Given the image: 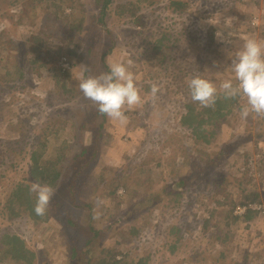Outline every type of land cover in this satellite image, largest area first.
Here are the masks:
<instances>
[{"label":"trees","instance_id":"trees-1","mask_svg":"<svg viewBox=\"0 0 264 264\" xmlns=\"http://www.w3.org/2000/svg\"><path fill=\"white\" fill-rule=\"evenodd\" d=\"M25 1L27 8L40 20L39 26L36 25L37 32L31 34L24 29L31 25L26 20L29 13L25 10ZM262 3L264 7V0ZM154 4L156 5L155 10L163 7L171 8L172 12L183 9L185 5L176 0H0V27L2 26L0 30V86L5 85L6 88H11L15 82L24 81L21 83V87H24V90L27 88L31 94V89L36 86L32 77L38 74L36 70L43 59L51 57L50 61L54 67L57 65L59 57H64L70 64L69 70L66 71L56 67V72L53 75L59 86L62 88L64 85V91L68 93L66 99H68L69 104L65 105L66 113L59 117V120L53 121L54 115L51 113L49 127H45L38 133L33 132L31 135L25 133L8 140L6 136L3 137V131L0 130V173L4 175V178L0 180V185L3 187L0 192V264H41L43 260H45V264H53V257L57 253L55 255L52 253L53 256L44 258L45 251L44 254L41 251L42 242L33 246L34 242L31 240L29 245L22 228L26 222L32 225L42 223V226L45 227L49 221L58 225L61 228L59 233L66 238V243L60 250L63 257L67 256L64 264H140L138 260L135 261L136 263L133 262L129 251L108 247L100 249L99 239L96 238L102 234V230L109 228L116 222L111 221L105 229L99 226L100 222L94 225L96 221L93 218L94 211L98 213V207H92L89 201L97 197L106 203L110 199L113 201L111 196L114 197L117 187L123 189L126 194L124 197H126L131 191L125 182L128 177L126 171L128 172V169L133 167L132 165L139 166L141 171L144 170L143 173L146 172V169L149 170L147 165L149 166L151 163L148 157L146 166H143V160L140 162L138 157L139 153H143L142 148L145 147V144H148L145 151L147 154L150 153L149 156L152 159L156 153L162 154L161 151L166 150L170 153L188 147V145L180 146L179 143L182 138L171 135L166 129L165 132L155 130L152 134L149 132L144 134L142 140L138 144L136 143L137 154L128 158L130 163L119 177L120 183L115 185L107 196L101 187L106 184L105 177L109 174L107 173L109 170L96 177L93 180L94 183L89 187L86 186V188L76 191V184L82 170L86 166L88 167L89 163L99 154L100 144L96 142L91 155L86 158L80 168L72 169L71 184L66 188L65 197L72 200L70 205L75 210L64 218L59 216L63 202H59L60 199L55 196L52 197L46 214L42 217L37 216L34 212L36 197L35 194L29 192V188L32 183L38 182L50 185L56 192L58 187L62 185L61 180L67 172L68 166L66 164L71 160L68 153L72 130L67 131L66 129L72 127L76 121L73 112L82 113L88 110L85 113H93L96 117L100 115L97 110L94 111V104L91 101L89 107L81 106L87 100L83 94L78 95L81 93L79 83L77 87L67 91L65 83L75 70L80 73V76L82 73L87 76L105 72L108 67L104 58L116 49L124 48L130 54L131 57L129 58L136 65L155 62V64L166 67L167 64L171 66L175 63L174 66L179 69L181 78L187 76L189 79L191 77L189 74L194 73V67L197 65L196 59L200 63L196 67V74H198V70H203L207 76L210 72H214V64L210 63L207 55L194 59L187 58L192 60L189 62V66L183 65L181 62L184 59V53L180 56L179 53L168 55L169 46L174 49L183 43L184 30L191 35L188 29L196 28H192L191 25L193 24L190 22L179 33H170L167 29L162 28L163 26L160 25L154 11L143 13V10ZM223 5H226L228 13L237 16V21L243 22L245 19L250 21L253 16L257 15L252 7H257L260 4L259 0H215L208 3L202 14L211 15L215 8ZM67 9H69V14L65 16ZM247 13L248 15L245 17L244 15ZM107 25L109 27L108 33L105 31ZM124 25H127V32L123 30ZM143 25L146 27L141 28ZM49 27L55 31L62 30L63 33L56 36L62 41V45L56 50L48 49L43 52L44 33ZM209 30L210 33L206 43L203 44V48L212 49V53H214L213 50L219 51V49L214 43V29L209 26L208 32ZM50 35L54 36V33ZM189 39L193 41L194 38L190 37ZM227 54L226 56H228ZM228 63L230 61H227L226 64ZM228 66L230 67V64ZM228 66L227 69L230 71ZM214 74L216 76L213 81L215 83L217 79L218 85L221 73L214 72ZM182 90L184 98L179 102L182 111L177 113L175 125L178 127V132H181L179 134L186 139L184 143L198 147L196 149L198 153L196 155L193 152L185 154L184 165L181 167L182 173L175 168L174 175L176 178H172L171 182L163 183L161 188L148 192V195L139 200L132 208H128L130 206L126 205L127 208H123V212L131 213L133 221L129 223V234L136 237L140 233L138 226L135 225L137 217L149 215L155 210L162 211L163 209L160 207L164 201H167L166 207L172 206L176 209L181 202V197H184V193L187 195L197 194V189L194 186H211L212 193L204 196L207 200H210L211 197L215 198L218 193L220 199H223L222 196H227V201L220 209H206L205 218L200 222L199 229L201 232L209 231L208 245L218 243V249L214 253L216 256H214L225 259L229 246V243L226 242L230 230L229 222L233 220L240 223L242 224V231H247L252 228L250 223L260 213H263L264 209V196L258 190H248L245 186L252 180L248 177L245 167L247 161L252 158V153L248 152L242 155L245 161L243 170L237 167L235 170L237 173L232 177L228 176L229 172H225L216 176L215 179L214 175L219 174V171H215L214 166H218V160L227 155L223 154L224 152H228L225 148H219L213 152L206 149L221 138L220 133L224 123L233 112L240 111L241 102L239 99L224 100L220 98L214 108H200L197 103L192 102L187 83H183ZM45 93L47 95L49 92L45 91ZM4 95L0 92V110L6 104ZM53 97L56 96H50V98ZM57 110L58 108H55L54 111L57 112ZM98 128L100 131L102 124L99 123ZM248 129H252L251 134L255 141H260L258 144L264 143V118H260L252 128ZM16 130L19 131L17 128ZM228 136L226 142L231 140L230 144H227L229 149L235 146L234 148L237 150L236 148L244 143L243 139L235 142L236 137L231 134L229 129ZM159 137L165 140L166 148H159L161 142ZM66 139L68 140L67 148L63 145ZM225 146L226 144L223 147ZM84 150L86 147H83L81 151ZM15 153L19 156L18 160L14 156ZM143 158L145 159L146 156L144 155ZM137 163L139 165H136ZM155 165L159 166V163H155ZM69 169L71 172V166ZM150 169H152L151 166ZM140 175L139 182L145 183L146 180L142 181L143 176ZM259 175L258 181L255 179L252 181L255 180L254 182L259 183L256 186H263V161L259 166ZM145 176L150 177L149 175ZM87 180L92 179L87 178ZM229 180L231 181L229 182ZM230 185L232 189H235L232 191L233 198H230ZM76 194L89 196L90 200L77 204L74 202ZM122 202H115L114 207L120 208ZM251 205H255L257 208L253 209L250 207ZM238 206L244 208V212L240 215L234 214L235 208ZM84 213L87 215V219H85ZM165 221L168 223L167 233H165V241H168L169 245L167 251L174 256L178 249L177 244L181 241L179 233L182 229L186 230L187 224L180 219L176 222H170L167 218ZM64 224L73 227V235L67 236L65 232L68 229L63 227ZM25 229L27 231L28 228ZM123 239L125 241V236ZM196 255L203 256V253ZM119 256L120 259H118ZM201 258L203 259L198 260L199 258H197L193 261V256H190L185 258L184 262L194 264L195 261H198L195 263L206 264L208 257L203 256Z\"/></svg>","mask_w":264,"mask_h":264},{"label":"rangeland","instance_id":"rangeland-1","mask_svg":"<svg viewBox=\"0 0 264 264\" xmlns=\"http://www.w3.org/2000/svg\"><path fill=\"white\" fill-rule=\"evenodd\" d=\"M176 1L185 4L183 9H177L172 12L171 8L162 7L155 10L156 5L154 4L150 8L143 10V13L154 11L160 25L163 26L162 28L167 29L170 33H179L186 24L188 25L192 22L193 25L191 27L196 29H188L191 35L187 34L184 30L182 36L184 37L183 43L174 49L169 46L168 55L171 56L179 53L180 56L184 53V59L181 62L186 66H189V62L192 61L187 58L194 59L207 55L210 63L214 64V72L221 73L219 83L220 80L222 82L225 79L231 78L233 75L231 68L228 66L230 63L226 64L227 61H230L228 56H226L228 52L232 51L234 53L237 51L244 39L249 37H253L261 43H264L263 0H259V6L252 7L254 12L257 13L256 17L259 20V24L256 23L254 25H250L247 19L243 22L234 20L230 13L226 11V5L215 8L211 15L206 13L202 14V11L208 6V3L214 2L215 0ZM161 5L163 6V3ZM25 10L29 13L26 20L31 25L24 29L29 34L35 33L37 32L36 25L40 20L27 8L26 1ZM68 14L69 9L66 10L65 16ZM247 15L248 13L244 16L246 17ZM209 26L214 29V43L219 49V51L213 50L215 51L214 53H212V49L208 50L205 47L203 48V44L206 43L208 34L210 33V30L208 32ZM142 27H146V25ZM1 29L2 26L0 27ZM123 30L127 32V25L123 26ZM52 31L53 29L49 27L46 33H44L43 52L48 49L56 50L62 45V41L59 38L50 35ZM105 31L106 33L109 32L108 25ZM216 33L220 34L221 39L217 38ZM190 37L194 38L193 41L189 39ZM129 57H131L130 54L124 48H119L107 55L104 58V62L107 64V61L111 58L122 61L129 66V70L134 74L135 83L140 90V95L144 98V103L134 110L125 111L127 119L124 122L110 120L108 117L102 115H97L98 117H96L93 113H85L88 110L82 113H78L77 111L73 112L76 121L72 127L66 129L67 131L72 130L68 153L71 156V160L66 164L68 169L64 178L61 180L62 185L58 187L54 194L55 197L60 199L59 202H63V208L59 215L60 218H64L67 214L75 210L70 205L72 200L65 197L66 188L71 184L72 169L77 170L80 168L86 158L91 155L96 142L100 144L99 154L97 158L89 163L88 167L86 166L82 170V174L76 184V191L86 188V186L89 187L94 183L93 180L96 177L109 170L107 173L110 176L108 174L105 177L106 184L101 187L107 196L109 195V191L120 183L119 177H121L130 163L128 158L137 154L138 151L135 150L136 143L138 144L142 140L143 135L147 132L152 134L155 130L165 132L166 129L171 135L182 138L179 143L180 146L188 145V147H183V150L178 149L170 153L166 150L161 151L162 154L156 153L151 159L149 156L150 153L147 154L145 151L148 144H145V147L142 148L143 153H139L138 157L140 162L143 160V166L147 165L146 160L148 157L151 163L149 166L147 165L149 170L146 169V172L143 173L144 170L141 171L139 166L135 167L132 165L133 167L130 170L128 169V172L126 171L128 177L125 182L131 188L127 196L124 197L126 194L123 189L117 187L116 194H114V197L111 196L113 201L110 199L106 203L99 197L89 201L92 207H98L99 215L98 218H95L94 225L100 222L99 226L105 229L111 221L116 222L109 228L102 230V234L96 238L99 239L98 244L101 245L100 249L108 247L129 251L131 252L130 256L133 262L138 260L140 264L144 262L146 264H189L184 262V259L190 256H193V261L197 258H199L198 260H202L203 258L201 257L207 256L206 264H264V209L263 213H260L250 223L252 228L247 231H242V224L234 222L233 220L230 221V230L226 240L229 246L225 259L215 257L216 255L214 253L218 249V243L208 245L209 231L201 232L199 229L200 222L205 218L206 209H220L226 203L227 196H222L223 199H220L217 193V196L215 195L216 199L211 197L210 200H207L204 196L212 193L211 186H194L197 189V194L187 195L184 193V197H181V202L176 209L172 206L166 207L167 201L162 202L160 207L163 209L162 211L155 210L149 215L145 214L137 217L138 219L135 225L138 226L140 231L138 236L134 237L129 234V223L133 221V218L131 217V213H124L123 208L126 209V205L130 206L128 208H132L139 200L146 197L148 192L161 188L163 183L171 182L172 178H176V175H174L175 168L179 170L178 172L182 173L181 167L184 165L183 158L185 154H191L193 152L196 155L198 153L196 151L198 147H194L190 143H184L186 139L179 134L181 132H178V127L175 125L177 121L175 117L178 112L182 111L179 102L184 98L182 88L183 83H187V76L181 78L179 69L174 66L175 63L171 66L167 64L166 67L155 64V62L136 65ZM50 58L47 57V59H43L38 64L36 70L38 74L32 77V81L36 86L31 89V94H29L27 88L24 90V87H21V83L24 81L15 82L11 88H6L5 85L0 86V92L5 94L3 98L6 99V104L0 110V130L3 131L2 135L3 137L6 136L7 140L25 133L30 135L33 132L38 133L45 127L50 126L51 113L54 115L53 121L59 120V117H62L66 113L64 107L66 104H69L68 99H66L68 93L64 91V85L61 88L53 77L56 72V67L59 68L58 62L64 57L58 58L55 67L52 65ZM196 62L197 65L194 67V73L192 75L189 74L191 77L196 74V67L200 64L198 59H196ZM227 66L230 68V71L227 69ZM197 72L199 75L207 77L212 81L216 76L214 72H210L208 76L203 70H198ZM79 77L80 73H77V70L69 76V79L65 83L67 91L77 87ZM216 80L215 83L217 84L218 82ZM153 83H156L160 88L155 100L149 95L150 87ZM45 91L49 93L46 95ZM80 94L82 92L78 95ZM51 95L56 97L50 98ZM89 105H91L89 100L81 104L83 107H89ZM55 108H58L57 112L54 111ZM93 109L96 111L97 106L94 105ZM260 118L252 114L247 119H242L240 111L237 110L224 123L225 125L220 133L221 138L206 148L210 150L209 152L217 151L219 148H225L228 152H224L223 154L227 155L220 159L222 162L218 160V166H214L215 171H219V174L214 175L215 179L217 178L216 176L224 174L225 172H229L228 176L232 177L237 173L235 171L237 167L243 170L245 161L242 155L248 152L250 154L252 153V155L255 154V146L260 141H255L251 134L252 129L248 128H252ZM19 122L20 124H18ZM99 123L102 124V128L100 129L101 134H99ZM228 129L232 135H235V142L241 139L244 140V143L236 148L237 150H235V146L232 149H229L227 146L231 142V140L226 142L229 138ZM160 139L159 148H166L167 144L165 140L163 138ZM67 142V139L63 142L66 148ZM225 144L226 146L223 147ZM83 147H86V150L81 151ZM144 155L146 156L145 159L143 158ZM14 156L17 160L19 159L16 153ZM139 163L136 165H139ZM155 163H159V166H156ZM69 166H71V172ZM150 166L152 169H150ZM139 175L143 176L142 181L146 180L145 183L139 182ZM145 175H149L150 177ZM248 177L253 180L251 176L248 175ZM3 178L4 175L0 173V180ZM87 178H91L92 180H87ZM254 179L258 181L260 177ZM252 180L246 183L245 186L248 190H258L264 196V184L263 186H256L259 183ZM1 188H3L2 185H0V192L2 190ZM229 190L231 191L230 198H233L232 191L235 189H232L230 185ZM85 200H90V197L75 195V203L82 204ZM120 201H123L122 206L120 208L118 206L114 207V203ZM237 212L238 215L243 213L240 211ZM87 218L85 214V219ZM167 218L170 222H176V220L180 219L183 220V223L187 224L186 230L182 229L179 233L181 235V241L177 244L178 249L174 256L170 255L167 251L169 245L168 241H165V233H167L166 227L168 225L165 220ZM63 227L68 229L65 232L67 236L73 235V227L71 225L64 224ZM22 228L24 229V234L29 245L31 240L34 242L33 246L39 245L42 242L43 246H41V251L42 254L45 251L44 258H48L52 253H54L53 255L57 253L53 257V264H64L67 256L63 257L60 250L64 247L66 238L62 237L61 233H59L61 228L58 225H55L53 221H49L45 227L42 226V223H34L32 225L26 222L22 225ZM25 228H28L27 231ZM123 236H125V241ZM116 242L118 244H115ZM201 252L203 256H195V254ZM120 258L119 256L118 259ZM195 262L194 264H196ZM41 264H45V260Z\"/></svg>","mask_w":264,"mask_h":264},{"label":"clouds","instance_id":"clouds-1","mask_svg":"<svg viewBox=\"0 0 264 264\" xmlns=\"http://www.w3.org/2000/svg\"><path fill=\"white\" fill-rule=\"evenodd\" d=\"M230 15L237 20L236 15ZM254 18L256 22L253 21ZM249 23L250 25L259 24V20L253 16ZM216 35L218 39H221L219 33ZM227 55L232 77L217 85L199 74L193 75L187 80L192 102L197 103L200 108H214L220 98L239 99L242 119H247L252 114L264 118V43L249 37L244 39L237 51ZM107 67L108 70L99 75L85 76L82 73L78 78L79 89L86 100L97 106L96 110L100 115L110 120L124 122L127 119L125 111L141 106L144 98L140 95L134 74L129 70L128 65L110 58L107 61ZM159 91V86L153 83L150 87V97L155 100ZM258 145L255 146V152ZM29 192L36 197L35 214L44 216L55 194L54 189L48 184L34 182ZM98 215L94 213L93 218H98Z\"/></svg>","mask_w":264,"mask_h":264},{"label":"built area","instance_id":"built-area-1","mask_svg":"<svg viewBox=\"0 0 264 264\" xmlns=\"http://www.w3.org/2000/svg\"><path fill=\"white\" fill-rule=\"evenodd\" d=\"M254 22H256V19H253ZM59 68L62 69L63 71H66L70 68L69 62L65 60V58H61L60 61L58 62ZM264 162V143L259 144L258 148L255 152V154L252 156L251 159L247 161L246 164V170L249 176H251L253 179L254 178H259V166ZM253 209H256L257 207L255 205L250 206ZM244 212V208H240L239 206L235 208V214L238 215V212Z\"/></svg>","mask_w":264,"mask_h":264},{"label":"bare ground","instance_id":"bare-ground-1","mask_svg":"<svg viewBox=\"0 0 264 264\" xmlns=\"http://www.w3.org/2000/svg\"><path fill=\"white\" fill-rule=\"evenodd\" d=\"M37 26H39L38 23H37ZM52 33H54V36L56 37L57 34H61V33H62V30H61V29H58V30H56V31L53 30Z\"/></svg>","mask_w":264,"mask_h":264}]
</instances>
